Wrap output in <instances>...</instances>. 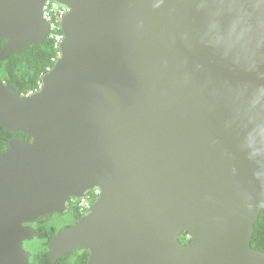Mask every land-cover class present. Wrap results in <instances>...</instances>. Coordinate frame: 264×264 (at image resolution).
<instances>
[{
	"label": "water",
	"instance_id": "water-1",
	"mask_svg": "<svg viewBox=\"0 0 264 264\" xmlns=\"http://www.w3.org/2000/svg\"><path fill=\"white\" fill-rule=\"evenodd\" d=\"M45 0H0V61L44 43ZM62 55L30 95L0 76V264H33L26 223L102 193L52 262L264 264V0H57ZM192 236L180 241L182 233Z\"/></svg>",
	"mask_w": 264,
	"mask_h": 264
},
{
	"label": "trees",
	"instance_id": "trees-1",
	"mask_svg": "<svg viewBox=\"0 0 264 264\" xmlns=\"http://www.w3.org/2000/svg\"><path fill=\"white\" fill-rule=\"evenodd\" d=\"M52 55H54V50L48 39L44 43L34 44L24 51H13L5 57L4 61H0V72H4L0 76L18 94L26 93L36 86L41 73L46 72L47 67L52 65ZM13 135L27 136L25 133L9 131L0 125V153L7 149L8 141ZM47 230L48 234L51 233L54 236L53 229L47 227ZM189 240L186 238V232L182 233L180 241L187 243ZM252 245L253 248L264 252V210L255 224ZM41 250L44 255L37 257L39 264H83L85 256L87 258L89 254L88 249H80L64 255L52 263L45 252V246H42Z\"/></svg>",
	"mask_w": 264,
	"mask_h": 264
},
{
	"label": "built area",
	"instance_id": "built-area-1",
	"mask_svg": "<svg viewBox=\"0 0 264 264\" xmlns=\"http://www.w3.org/2000/svg\"><path fill=\"white\" fill-rule=\"evenodd\" d=\"M70 11V7L57 0H45L42 7V17L48 24V41L53 46L54 55L51 57L52 65L47 67L46 72H42L40 78L37 81L36 87L29 89L26 95H30L33 92L38 91L43 86V77L52 69L56 62L62 55V40L64 39V33L62 29V23L64 18ZM102 190L96 186L85 195L78 197L76 200L77 209L85 214L92 207L94 201L100 197ZM192 236L190 233H186V238L190 239Z\"/></svg>",
	"mask_w": 264,
	"mask_h": 264
},
{
	"label": "flooded vegetation",
	"instance_id": "flooded-vegetation-1",
	"mask_svg": "<svg viewBox=\"0 0 264 264\" xmlns=\"http://www.w3.org/2000/svg\"><path fill=\"white\" fill-rule=\"evenodd\" d=\"M7 43V40H2L0 42V51L3 49V47L5 46V44ZM32 45L34 44H31L28 48H30ZM27 48V49H28ZM7 57V56H6ZM5 59V58H4ZM1 60V61H4ZM2 74H4V72H0ZM36 87V86H34ZM33 87V88H34ZM29 92V90L26 92V93H23L24 95H26L27 93ZM13 132V131H12ZM15 133H22V132H15ZM27 135V134H26ZM13 138H20V139H23V140H26V141H32V138L30 136H19V135H13L11 136V138L9 139L8 141V147H9V144L11 142V140ZM7 147V149H8ZM6 149V150H7ZM5 150V151H6ZM4 152V151H3ZM2 153V152H1ZM78 197H73L71 200H70V203H69V210L65 211L64 213H53V214H48L46 216H43L39 219H37L35 222H31V223H26V224H29L31 225L35 230H37V236H34V238L32 240H26L24 241V245L25 243L27 242L28 243V246L31 247L33 250L31 251V249H27L26 246H25V250L27 251H30L31 253V258H30V261L33 263V264H39L38 262V256L39 255H42L43 253L40 251L42 246H45V252L47 253V256H48V250H49V240L53 237V235L51 233L48 234V230H47V227L53 229L55 232H54V235L60 231L61 229L63 228H67V227H70V226H73L74 224H76L78 222V220L81 218V216H83V214L77 209V205H76V200H77ZM59 216L60 217V220H61V223L59 224L58 227L52 225L49 223V221L55 216ZM37 249V250H36ZM36 250V251H35ZM80 249H74L72 250L71 252L73 251H79ZM69 252V253H71ZM68 253V254H69ZM44 255V254H43ZM88 257H89V254L86 258L85 256V261L83 264H86L87 260H88ZM58 260V259H57ZM56 260V261H57ZM51 261V260H50ZM52 262V261H51ZM52 263H55V262H52Z\"/></svg>",
	"mask_w": 264,
	"mask_h": 264
},
{
	"label": "rangeland",
	"instance_id": "rangeland-1",
	"mask_svg": "<svg viewBox=\"0 0 264 264\" xmlns=\"http://www.w3.org/2000/svg\"><path fill=\"white\" fill-rule=\"evenodd\" d=\"M49 223L52 224V225H54V226H56V227H58L59 224L61 223L60 217L57 216V215H55V216L49 221ZM25 246H26L27 249H31V251L33 250L31 247L28 246V243H27V242L25 243ZM36 250H37V249H36ZM40 251H42V250H40Z\"/></svg>",
	"mask_w": 264,
	"mask_h": 264
},
{
	"label": "bare ground",
	"instance_id": "bare-ground-1",
	"mask_svg": "<svg viewBox=\"0 0 264 264\" xmlns=\"http://www.w3.org/2000/svg\"><path fill=\"white\" fill-rule=\"evenodd\" d=\"M92 189H93V188H92ZM92 189H90L89 191H91ZM89 191H87L86 193H88ZM86 193H85V194H86ZM85 194H84V195H85Z\"/></svg>",
	"mask_w": 264,
	"mask_h": 264
}]
</instances>
